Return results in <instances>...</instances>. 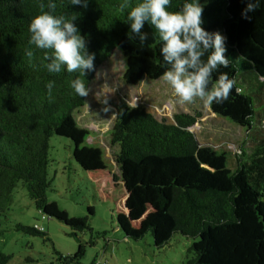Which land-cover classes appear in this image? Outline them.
<instances>
[{"label":"trees","instance_id":"trees-1","mask_svg":"<svg viewBox=\"0 0 264 264\" xmlns=\"http://www.w3.org/2000/svg\"><path fill=\"white\" fill-rule=\"evenodd\" d=\"M53 2L55 15L76 14L73 22L95 56L94 69L84 77L87 88L98 67L116 51L125 60L123 80L131 85L143 78L160 79L171 67L163 60V41L154 26L145 24L142 31L148 33V39L143 43L131 33L128 11L142 0H129V8L123 12V0H88L86 8L68 0ZM191 2L171 0L167 10L182 12ZM40 3L48 11V0H0V219L6 218L18 182L36 209L46 214L52 136L72 142L71 156L82 170H89L85 158L100 153L79 146L88 132L73 117L85 100L71 87L78 73H49L45 67L49 61L44 57L51 50L28 43L29 25L41 13ZM199 3L203 6L202 27L226 37L229 65L213 75L226 72L247 109L243 121L246 136L238 147L236 166L234 170L226 167V152L202 148L189 130L200 118L199 111L175 113L168 122L121 98L115 104L109 140L116 146L114 161L126 189L125 206L139 220L133 225L125 217L123 229L135 240L150 234L157 248L168 244L173 235L192 240L183 264H264V130L260 125L264 121V0L249 13L251 19L241 15L247 0ZM242 20L248 21L246 31L230 44L224 29ZM29 48L34 53L31 60L25 54ZM206 59L207 54L202 57ZM49 81L55 82L51 97L45 87ZM97 163L102 167L100 159ZM69 228L76 238L77 231L92 232L87 215L69 223ZM13 229L49 239L36 226L17 222ZM56 253L62 264H79L84 244L76 253ZM10 258L0 251V264H7Z\"/></svg>","mask_w":264,"mask_h":264},{"label":"rangeland","instance_id":"rangeland-1","mask_svg":"<svg viewBox=\"0 0 264 264\" xmlns=\"http://www.w3.org/2000/svg\"><path fill=\"white\" fill-rule=\"evenodd\" d=\"M247 23L242 20L225 27L230 44L244 34ZM124 70L125 60L121 52L116 51L98 67L84 105L73 113L76 123L88 132L80 149L90 147L100 151L92 158H85L84 162L90 163L89 170H82L72 158L73 144L69 139L52 136L48 151L50 187L46 192L49 202L46 214L36 209L21 182L14 187L6 218L0 219V251L11 255L7 264H62L56 251L63 255L76 253L81 243L84 253L79 264L185 262L190 239L173 235L168 244L157 248L150 234L137 240L125 235L124 218L133 225L139 220L125 206L126 189L114 161L116 146L109 140V129L117 111L115 104L122 98L128 105L143 106L157 119L165 118L168 122L173 121L175 113L199 111L200 118L189 130L202 148L218 154L226 152L224 162L231 170L236 166L240 142L246 136L243 121L247 109L234 87L228 99L220 104L207 105L199 99L191 104L180 103L164 77L157 80L143 78L138 85H131L123 80ZM216 77L213 75L212 84ZM260 125L264 130V121ZM99 159L102 167L97 163ZM51 213L55 215L48 216ZM86 215L92 232L77 231V238L70 235L69 223ZM17 222L41 228L49 239L14 230L13 224Z\"/></svg>","mask_w":264,"mask_h":264},{"label":"clouds","instance_id":"clouds-1","mask_svg":"<svg viewBox=\"0 0 264 264\" xmlns=\"http://www.w3.org/2000/svg\"><path fill=\"white\" fill-rule=\"evenodd\" d=\"M73 5L86 8L88 0H68ZM171 0H142L128 11L131 33L141 43L148 39V33L143 32L146 23L157 30L161 41V55L166 64L171 67L163 73V77L174 89L180 103L191 104L199 99L207 105L223 103L233 89L235 81L226 72H220L212 84L213 73L220 67H228L229 58L225 55L226 37L219 31L208 32L203 27V6L199 0H193L184 5L182 12H170ZM260 6V0H247L241 15L251 19L249 13L255 12ZM41 13L36 15L29 25L31 33L28 43L38 49L51 50L45 55L49 61L45 67L49 73H78L71 81V87L79 96H86L84 77L94 69V54L87 50L86 40L80 34L73 22L76 14L71 17L55 15L56 4L48 0V11L45 4L40 3ZM129 8V0H123L120 10ZM29 60L34 53L32 49L25 50ZM207 54V59L202 57ZM212 84L211 87L209 85ZM55 86L49 81L45 87L49 97Z\"/></svg>","mask_w":264,"mask_h":264},{"label":"built area","instance_id":"built-area-1","mask_svg":"<svg viewBox=\"0 0 264 264\" xmlns=\"http://www.w3.org/2000/svg\"><path fill=\"white\" fill-rule=\"evenodd\" d=\"M41 229V228H40Z\"/></svg>","mask_w":264,"mask_h":264}]
</instances>
